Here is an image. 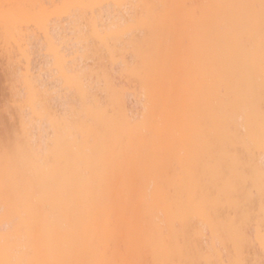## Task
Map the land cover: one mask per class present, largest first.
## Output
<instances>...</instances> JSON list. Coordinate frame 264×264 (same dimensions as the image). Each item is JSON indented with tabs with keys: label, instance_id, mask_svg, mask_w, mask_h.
<instances>
[{
	"label": "bare ground",
	"instance_id": "obj_1",
	"mask_svg": "<svg viewBox=\"0 0 264 264\" xmlns=\"http://www.w3.org/2000/svg\"><path fill=\"white\" fill-rule=\"evenodd\" d=\"M11 1L0 0L4 41L23 36V26L42 7L32 6L33 0ZM69 1L70 7L75 4L69 24L80 31L82 12L95 1L63 3ZM125 2L131 6L124 12L119 7ZM4 4L12 7L5 9ZM115 4V60L125 63L123 53L131 48L136 65L129 72L118 67L125 77L115 80L120 95L111 116L105 118L91 104L77 105L69 98L62 109L71 104L83 117L76 122L61 117V110L57 114L52 107L48 86L31 78L29 68L18 80L24 93L14 91L5 98L17 105V113H0V261L228 264L239 259L241 264H262L264 198L258 179L246 194L245 241L235 256L228 247L210 246L205 231L236 215V209L225 206L227 201L216 211L220 159L245 156L259 177L264 152L260 0ZM121 18L130 19L121 23ZM128 21L135 23L127 26ZM61 27L49 26L51 31ZM15 30L20 32L13 36ZM50 36L47 30L45 38L53 50ZM57 67L66 77L65 65ZM126 74L136 77L132 81L141 93L129 90L132 81ZM85 82L66 80L65 86L80 96L78 85ZM130 92L136 93L135 108L126 98Z\"/></svg>",
	"mask_w": 264,
	"mask_h": 264
},
{
	"label": "rangeland",
	"instance_id": "obj_2",
	"mask_svg": "<svg viewBox=\"0 0 264 264\" xmlns=\"http://www.w3.org/2000/svg\"><path fill=\"white\" fill-rule=\"evenodd\" d=\"M4 1L6 3V1L8 0H4ZM12 1L11 3H13ZM36 1L39 4L35 5ZM93 1L95 2H92L91 4L92 7L90 8V10H88L85 7H82L83 10L87 9V11L84 10V12H82L85 14L83 15L84 18L80 20L81 24L79 22L81 28V29L79 28L80 31L74 30L71 27V24H69L68 18L71 13L70 8H73V6L75 5L72 2V0L71 2L74 4V5L72 4L73 5L72 7H70L71 6L70 1L69 3H63L64 0H33L34 4L32 6L36 7L40 4L42 6L41 8L39 6L41 11L39 9H36L38 10V13L40 12L39 13L40 15L39 14L37 15L39 17H37L35 14V16L38 19L32 16H31L32 17L31 21L30 19H28V21L30 22L28 24L25 23L27 26L26 25L23 26V30H22L24 32L23 36L22 35L20 36L19 32L21 31L22 29L21 27L24 23L21 25L20 27L21 29H19L20 30L18 32L19 34L17 33L18 29L16 27L17 29L15 30L16 32H12L11 34H13L14 36L16 35L14 33H17L18 35L14 36L16 38H13V40L11 39V41H9L10 40L9 38L8 40H6L7 42L3 40L1 34L3 33L4 36V32H2L4 30H2L3 27H1L0 25V29L2 30V31L0 30L1 31L0 32V104H2L6 100L5 98H8L11 92L19 91V93L21 94L24 93L23 86L21 85L22 83L19 82L18 80H22V78L24 79L23 74L26 73L27 71L26 68H29V71L33 74V77L31 76V78H35L38 83L39 82L41 84L45 83L48 86L49 88L48 96H51L50 98L52 99L51 103H53L52 107L57 109L55 110L56 113L58 112V110H63L62 107L64 105L62 104L64 101L69 100V98H74L73 101L74 100H76V102L78 101L77 98L79 97V93L76 92L74 88L71 87V89H69L68 86H65L66 80H75L78 76H82L87 78V80H91L92 76L98 75L101 72L110 73L111 77L117 81L120 80L121 77L122 78L125 77L123 76L124 72L123 74L121 73L122 71L119 73V68H118L119 66L120 67L122 66L121 63L124 64L123 59L119 58V56L122 57L124 56L118 54L119 59L116 58L117 60H115V55L117 54V53L115 54V10H116L115 8H117V5L115 4V0H93ZM129 3L125 2L124 5L118 7L120 9L122 8V10H124L125 12V9L126 8L128 9L129 6H131V4L129 5ZM99 6H103V7H99ZM78 8L81 9L80 7H77V9ZM33 9L35 10L34 7L31 10ZM75 9L76 7L74 8V10ZM91 9H93L92 10L93 13L91 12ZM100 10L104 13L106 10H109V12L107 11L106 14L103 13L101 15ZM107 13L109 14L107 15ZM1 14L4 15L3 13ZM130 14L131 13H129V15ZM129 15L126 13L127 17H129ZM133 18L134 17L132 16V19ZM129 19L121 18L120 22L125 23V21L127 22V20ZM132 21H128L126 25L128 26V24H130L129 22ZM53 23L62 25L61 29H58L56 31H51V28H49V26ZM122 26L125 25L123 24ZM47 30H49V34L51 36L54 34V40L52 46L53 50L49 49L48 42L45 38V34ZM136 30L138 31L139 28ZM137 31L136 34L139 36V39H141L142 37L140 38L141 35H139L140 32L137 33ZM132 33L135 34L134 32ZM142 33L144 32L142 31ZM11 34L9 35L10 38H12ZM126 35H128V32ZM137 35H135V38ZM125 37L126 36H124L123 38ZM129 38L126 39L128 40L127 42L128 44H130ZM121 43L123 44V41ZM118 46L121 47V45L120 44L117 45L116 47L117 50H118ZM108 48H110L109 49L110 51L108 50ZM130 49L128 51V54L127 51L126 53L125 52L123 53V50L124 51L126 50L125 48L121 50V52L123 54H126V56H128L129 52H131ZM58 57L59 60H57ZM58 64L65 65L64 71L67 73L66 77L61 75V71L57 67ZM53 66L56 67L57 69L56 72H51ZM72 73L79 75L78 76L76 75L77 76L76 77L75 74L72 75ZM120 74H122V76H119ZM130 77L131 80L129 79V81H132V79H134L135 76L134 77L130 76ZM130 77L128 76L127 79ZM37 82L36 84H38ZM124 82L125 81H122V83ZM127 85L128 83H126V86ZM129 86H130L129 90L134 91L136 89V91L138 92L137 90L138 85L136 84V82L133 81L129 82ZM38 87H42L40 89H43L44 86L42 85ZM131 92L128 94L129 96L126 95L127 96L126 98H129L128 104H131L132 107H134L133 102L135 101V98H133V96L136 93L131 94ZM75 104L78 105L79 103H75Z\"/></svg>",
	"mask_w": 264,
	"mask_h": 264
},
{
	"label": "snow or ice",
	"instance_id": "obj_3",
	"mask_svg": "<svg viewBox=\"0 0 264 264\" xmlns=\"http://www.w3.org/2000/svg\"><path fill=\"white\" fill-rule=\"evenodd\" d=\"M10 7L12 6L4 5L5 9ZM259 7L262 13V20H264V0H260ZM53 40L54 34L50 36L49 43L51 44ZM135 65L136 54L130 52L126 58V62L121 67L123 71L129 72L135 71ZM56 71V67L53 66L51 72ZM76 79L78 81H86L83 85H78L81 93L77 98L79 104H91L94 109L102 111L105 118L111 116L115 98L120 95V85L111 77L110 73L101 72L98 75L92 76L91 80H87V78L82 76H78ZM0 113L9 117H15L17 105L12 100L6 99L0 104ZM59 115L73 122L83 117V113L79 112L78 108L71 104L66 105ZM259 169V177L257 178L254 164L248 161L247 157L241 155L225 156L218 162L217 182L219 187L215 194L217 197L216 211H219L220 202L227 201L228 203L225 206L236 209V215L205 228V231L210 233V235L206 236L210 246L219 244L221 247H228L234 256L239 251V247L245 241L247 223V212L245 209L247 203L246 194L250 195L251 190H254L257 179L259 180L261 196L264 198V152H262ZM209 210H211V206H209ZM261 241L264 242V219L261 222ZM0 264H23V262L8 259L0 261ZM195 264H218V262L216 260H208L197 261ZM228 264H241V261L239 259H232ZM262 264H264V261H262Z\"/></svg>",
	"mask_w": 264,
	"mask_h": 264
}]
</instances>
